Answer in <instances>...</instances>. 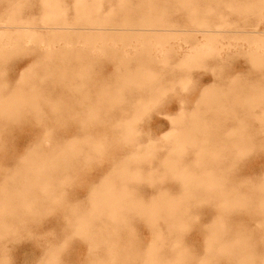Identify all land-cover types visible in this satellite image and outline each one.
<instances>
[{
  "label": "rangeland",
  "instance_id": "374dc122",
  "mask_svg": "<svg viewBox=\"0 0 264 264\" xmlns=\"http://www.w3.org/2000/svg\"><path fill=\"white\" fill-rule=\"evenodd\" d=\"M75 1L0 0V264H264V0Z\"/></svg>",
  "mask_w": 264,
  "mask_h": 264
},
{
  "label": "bare ground",
  "instance_id": "6f19581e",
  "mask_svg": "<svg viewBox=\"0 0 264 264\" xmlns=\"http://www.w3.org/2000/svg\"><path fill=\"white\" fill-rule=\"evenodd\" d=\"M44 1V0H43ZM57 1V0H56ZM95 2H98V3H100L101 2V0H94ZM47 6H51V0H45V2H44ZM53 3H55V1L53 2ZM83 3H85L84 2V0H76L75 1V5L76 6H79V5H81V4H83ZM98 3H96L97 5H98ZM56 4H57V2H56ZM53 5V7L54 8H56V5L55 4H52ZM55 5V6H54ZM59 6V5H58ZM52 7V6H51ZM50 7V8H51ZM52 7V8H53ZM95 7H96V10H99L98 8L100 7V5L99 6H96L95 5ZM61 9V8H60ZM80 10V9H79ZM78 10V11H79ZM83 11H84V9H82ZM57 11V10H56ZM56 11H55V13H49V14H46V15H44L41 19H40V21L39 22H41L40 23V25H42V26H44V25H47L48 24V22L49 23H51L52 21H54V20H52V19H56L57 18V16H63L64 14L62 13V12H64L62 9L60 10L61 11V13L63 14H57L56 13ZM81 11V10H80ZM59 12V11H58ZM57 16H56V15ZM56 16V17H55ZM64 17V18H63ZM63 17H61V18H59L58 17V19H61V21L63 20V19H65V16H63ZM63 18V19H62ZM51 21V22H50ZM57 21V20H56ZM64 22H66L65 20H64ZM63 21L61 22L62 24L64 23ZM18 25L17 27H15V28H13V26H7V29H5V28H0V36H3V35H7V38L9 39V37L11 38H13V37H25V38H31V39H33V38H38L40 41V43L42 44L43 43V40H42V34L41 33H38V30H40L41 28H37L36 26H32V25H28L29 23H15V25ZM31 24V23H30ZM53 26H54V24H55V22H54V24L53 23H51ZM8 25V24H7ZM9 25H11V24H9ZM67 26H69L68 24H66ZM61 26V25H60ZM63 26H65V25H63ZM62 27V26H61ZM202 29H198V30H195V31H192V32H194V33H200V34H203V35H214V34H218V33H221L220 32V30H213V29H215V28H220V26H215L214 28H211L210 29V27L209 26H207V25H205V26H203L202 25ZM43 29L44 30H51V31H63V30H67V28H58V29H52V28H44L43 27ZM85 30V29H84ZM101 29H99V31H100ZM142 31H148V30H142ZM157 31V30H156ZM163 31H167V32H174L173 30H163ZM247 34H250L253 38H255V37H259V36H261V35H263L264 34V32H262V31H256V29H255V31H250V32H246ZM210 50V49H209Z\"/></svg>",
  "mask_w": 264,
  "mask_h": 264
},
{
  "label": "crops",
  "instance_id": "0c3cea01",
  "mask_svg": "<svg viewBox=\"0 0 264 264\" xmlns=\"http://www.w3.org/2000/svg\"><path fill=\"white\" fill-rule=\"evenodd\" d=\"M12 11V10H10ZM40 12H41V9H40ZM37 18V21H38V17ZM11 22H15V23H18V22H23V23H27V18H23L21 17L17 11H12L11 13L7 14V16H4V15H0V23H4V26H0V28H5L7 29V26H13V28L17 27L18 25H7V23H11ZM7 39V38H6ZM170 118H173L170 116ZM206 175V178L204 179L207 184L209 183V181L211 180L209 174H205Z\"/></svg>",
  "mask_w": 264,
  "mask_h": 264
}]
</instances>
